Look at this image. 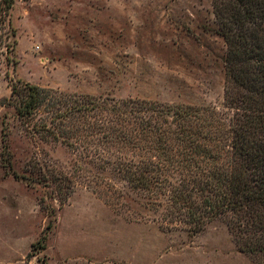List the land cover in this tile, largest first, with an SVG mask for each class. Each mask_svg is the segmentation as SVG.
<instances>
[{
  "label": "rangeland",
  "instance_id": "obj_1",
  "mask_svg": "<svg viewBox=\"0 0 264 264\" xmlns=\"http://www.w3.org/2000/svg\"><path fill=\"white\" fill-rule=\"evenodd\" d=\"M218 28L213 0H15L0 28V264H260L240 249L231 216L199 232L165 223L134 194L116 202L125 188L113 172L96 191L75 182L58 195L42 174L71 170L75 157L30 136L9 105L20 81L223 110Z\"/></svg>",
  "mask_w": 264,
  "mask_h": 264
},
{
  "label": "trees",
  "instance_id": "obj_2",
  "mask_svg": "<svg viewBox=\"0 0 264 264\" xmlns=\"http://www.w3.org/2000/svg\"><path fill=\"white\" fill-rule=\"evenodd\" d=\"M14 2L0 0V28ZM213 6L228 46L223 110L20 81L9 105L30 136L63 145L75 157L71 170L42 174L58 195L63 184L71 191L75 182L96 191L105 183L100 174L113 172L115 186L125 188L116 202L134 194L165 223L196 232L231 216L240 249L264 264V0H213ZM35 166L39 173L46 168Z\"/></svg>",
  "mask_w": 264,
  "mask_h": 264
}]
</instances>
